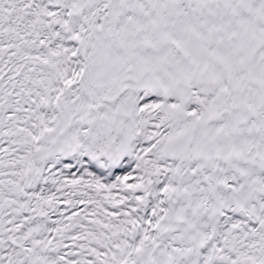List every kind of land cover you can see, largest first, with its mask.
<instances>
[{"label":"snow or ice","instance_id":"1","mask_svg":"<svg viewBox=\"0 0 264 264\" xmlns=\"http://www.w3.org/2000/svg\"><path fill=\"white\" fill-rule=\"evenodd\" d=\"M0 264H264V0H0Z\"/></svg>","mask_w":264,"mask_h":264}]
</instances>
